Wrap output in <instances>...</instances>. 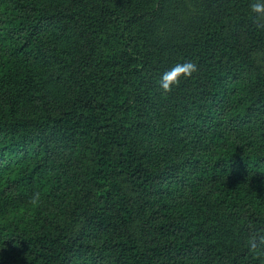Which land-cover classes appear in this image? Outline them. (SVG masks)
<instances>
[{"label": "trees", "instance_id": "16d2710c", "mask_svg": "<svg viewBox=\"0 0 264 264\" xmlns=\"http://www.w3.org/2000/svg\"><path fill=\"white\" fill-rule=\"evenodd\" d=\"M254 2L0 0V264H264Z\"/></svg>", "mask_w": 264, "mask_h": 264}, {"label": "clouds", "instance_id": "9594fccd", "mask_svg": "<svg viewBox=\"0 0 264 264\" xmlns=\"http://www.w3.org/2000/svg\"><path fill=\"white\" fill-rule=\"evenodd\" d=\"M250 10L254 14L255 22H264V0H255L250 4ZM197 65L193 62H184L175 64L170 70L166 71L161 80L158 82L163 93L168 94L173 91L174 88L179 87L182 79H189L197 72ZM40 197L39 194H35L31 200V203L37 204ZM259 245H264V236L257 240L256 237H252L248 241L249 249L257 257L264 255V251H261Z\"/></svg>", "mask_w": 264, "mask_h": 264}]
</instances>
